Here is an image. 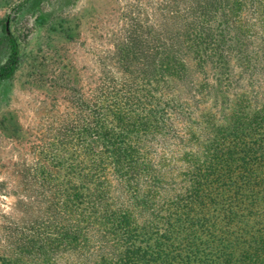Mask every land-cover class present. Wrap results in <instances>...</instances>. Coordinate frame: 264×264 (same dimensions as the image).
I'll list each match as a JSON object with an SVG mask.
<instances>
[{
	"label": "trees",
	"instance_id": "trees-1",
	"mask_svg": "<svg viewBox=\"0 0 264 264\" xmlns=\"http://www.w3.org/2000/svg\"><path fill=\"white\" fill-rule=\"evenodd\" d=\"M13 22L0 98L21 64ZM120 22L40 148L35 212L0 264H264V102L230 96L233 62L264 40V0H123Z\"/></svg>",
	"mask_w": 264,
	"mask_h": 264
},
{
	"label": "rangeland",
	"instance_id": "rangeland-1",
	"mask_svg": "<svg viewBox=\"0 0 264 264\" xmlns=\"http://www.w3.org/2000/svg\"><path fill=\"white\" fill-rule=\"evenodd\" d=\"M19 1L0 0V40L1 21L9 17L21 56L20 68L3 85L0 98V262L11 252L10 230L21 229L35 212L30 198L37 188L30 173L40 160V148L70 114V90L88 91L100 72L99 60L113 49V34L122 26L123 0H40L38 7L16 17ZM249 55L250 66L233 62L230 96L247 93L252 101L264 102V40L255 39ZM5 56L0 45V63ZM194 79L203 82V77ZM219 103L212 96L202 106L217 111Z\"/></svg>",
	"mask_w": 264,
	"mask_h": 264
}]
</instances>
